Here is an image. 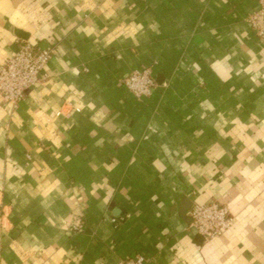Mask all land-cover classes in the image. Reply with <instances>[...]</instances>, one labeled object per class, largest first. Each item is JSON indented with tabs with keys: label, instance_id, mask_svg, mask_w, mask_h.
<instances>
[{
	"label": "crops",
	"instance_id": "1",
	"mask_svg": "<svg viewBox=\"0 0 264 264\" xmlns=\"http://www.w3.org/2000/svg\"><path fill=\"white\" fill-rule=\"evenodd\" d=\"M257 9L0 0V65L21 41L53 51L16 107L0 96V264H264ZM144 68L138 98L122 80ZM212 201L233 222L200 240L190 209Z\"/></svg>",
	"mask_w": 264,
	"mask_h": 264
},
{
	"label": "built area",
	"instance_id": "2",
	"mask_svg": "<svg viewBox=\"0 0 264 264\" xmlns=\"http://www.w3.org/2000/svg\"><path fill=\"white\" fill-rule=\"evenodd\" d=\"M258 9L249 16L248 23L257 35L264 39V0H256ZM51 48L35 47L21 41L16 52L0 65V96L16 107L28 90L40 79V73L52 56ZM123 84L138 98L151 94L156 85L150 68L134 69L122 80ZM190 227L205 239L224 234L233 222L227 206L217 202L195 203L190 209ZM112 221H115L112 218ZM118 264H144L140 254L121 260Z\"/></svg>",
	"mask_w": 264,
	"mask_h": 264
},
{
	"label": "water",
	"instance_id": "3",
	"mask_svg": "<svg viewBox=\"0 0 264 264\" xmlns=\"http://www.w3.org/2000/svg\"><path fill=\"white\" fill-rule=\"evenodd\" d=\"M18 35L20 36V37H22V38H24L25 40H26V38H27V33L26 32H23V31H18ZM187 216V215H186ZM189 219L191 220V217L189 216ZM196 238H198V239H200V240H203L204 239V237L203 236H201L200 234H197L196 235Z\"/></svg>",
	"mask_w": 264,
	"mask_h": 264
}]
</instances>
